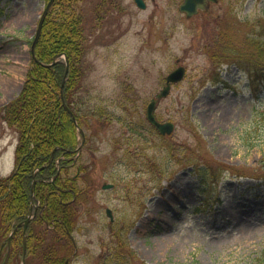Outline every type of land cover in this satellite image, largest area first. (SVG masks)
<instances>
[{"label": "rangeland", "instance_id": "1", "mask_svg": "<svg viewBox=\"0 0 264 264\" xmlns=\"http://www.w3.org/2000/svg\"><path fill=\"white\" fill-rule=\"evenodd\" d=\"M114 1L115 7L75 4L85 38L75 99L86 143L77 162L87 169L75 182L81 196L69 264H103L109 248L120 255L108 264H121V229L145 264H258L264 190L254 177L264 170V0H218L190 19L178 11L182 0H143L144 9L134 0ZM0 5L2 108L26 81L45 0ZM178 67L184 77L155 108L158 120L174 123L171 135L161 137L149 129L146 106ZM130 124L139 126L138 135ZM17 137L0 121V178L13 170ZM206 159L224 172L203 185L189 163ZM18 226L14 219L0 223V263L2 243ZM35 227L34 235H44ZM20 260L19 253L12 264Z\"/></svg>", "mask_w": 264, "mask_h": 264}, {"label": "trees", "instance_id": "2", "mask_svg": "<svg viewBox=\"0 0 264 264\" xmlns=\"http://www.w3.org/2000/svg\"><path fill=\"white\" fill-rule=\"evenodd\" d=\"M77 1L53 2L35 44V60H31L26 81L20 93L0 108V121H6L11 127L13 126L18 136L14 153L15 169L10 176L0 178V195H11L9 199L6 197L0 203L2 225L6 219L7 222L10 219L20 222L25 218L29 207L31 183L36 180L34 197L35 201L40 203L42 210L40 217H36L29 228L42 226L44 223L46 226L71 231L76 226L79 213L77 203L81 192L76 188L75 182L77 178L85 179L87 167L78 162L74 163L79 144L78 134L71 116L62 105L61 91L65 104L74 113L78 124L86 125L84 120L81 121L79 102L75 99L82 77L80 62L84 56L85 39L83 19L76 12ZM47 2L48 0H45V3ZM104 4L115 7L114 0H100L98 5ZM2 15L3 8L0 5V18ZM57 54H65L69 62L64 84L63 59L57 60L50 66H44L50 64ZM128 129L132 134H139V126L130 124ZM149 129L154 132V128L150 125ZM189 166L192 167L190 168L192 173L199 175L203 185L210 181L217 182L216 175L224 172L223 165L209 159L199 164L189 163ZM74 167L77 169V174L69 176V170ZM261 167L264 168V154ZM254 180L258 181L256 185L264 190V170L257 174ZM30 232L32 234L29 235L27 243V264L63 262L64 257L61 253L68 251V248L63 244L65 241L55 240L60 233L52 231V235L49 236L53 238L46 240L43 238L45 234L36 236L33 230ZM35 236L39 238H30ZM125 236L126 233L121 229L119 242L121 264H145L138 259L132 249H129ZM32 245V252H29ZM16 247L15 243L13 251ZM125 249H128L127 253ZM256 261L259 262L258 264H264V251Z\"/></svg>", "mask_w": 264, "mask_h": 264}, {"label": "water", "instance_id": "3", "mask_svg": "<svg viewBox=\"0 0 264 264\" xmlns=\"http://www.w3.org/2000/svg\"><path fill=\"white\" fill-rule=\"evenodd\" d=\"M53 1L54 0H49V2L46 4V6H45V8H44V10H43V12H42V14L40 16V19H39V22H38V25H37V30H36V33H35V38H34L32 44H31V54L32 55L34 54V46H35V43H36L37 38L39 36V32H40L42 23L44 21L46 13L49 10V8H50L51 4L53 3ZM135 2H136L138 7L144 8V3H143L142 0H135ZM211 3H217V0H182V3L180 4L178 10H179V12L184 13L187 18H190L191 16L196 14L199 10L204 11V10L209 9V6H210ZM57 57L65 58L64 55L55 56V58H57ZM66 66H68V62L67 61H66ZM183 72H184L183 68H178V69L174 70L172 73H170L167 76V78H166L167 86L161 92V94L159 95V98L166 96V94L168 93V90H169V83L170 82L175 83V82L179 81L182 78V76H183ZM65 76H66V72H65L64 77ZM155 104H156V101H152V102H150L147 105L146 118H147L148 122L151 125H153L154 128L161 135H165V134L168 135L173 130V124L170 123V122L160 123V122H158L155 119V117L153 115V110H154ZM63 106L67 109V107L64 105V103H63ZM70 115L74 119V117H73L71 112H70ZM78 131L80 132V134H82V130L80 128H78ZM80 148H81V146H80ZM107 187H110V186H104V188H107ZM33 193H34V182L32 184V188H31V197H30L31 205H33Z\"/></svg>", "mask_w": 264, "mask_h": 264}, {"label": "flooded vegetation", "instance_id": "4", "mask_svg": "<svg viewBox=\"0 0 264 264\" xmlns=\"http://www.w3.org/2000/svg\"><path fill=\"white\" fill-rule=\"evenodd\" d=\"M65 234L70 235V233L66 232ZM69 240L71 241V243L73 244V237L69 236Z\"/></svg>", "mask_w": 264, "mask_h": 264}]
</instances>
